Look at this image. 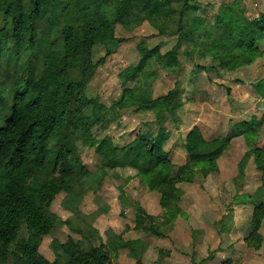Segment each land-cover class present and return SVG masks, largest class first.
<instances>
[{"label":"trees","instance_id":"trees-1","mask_svg":"<svg viewBox=\"0 0 264 264\" xmlns=\"http://www.w3.org/2000/svg\"><path fill=\"white\" fill-rule=\"evenodd\" d=\"M195 1L0 0V264H113L120 251H132L139 244L125 240L128 231L167 237L185 215L180 185L217 172L218 161L239 136L248 144L234 183L239 193L254 163L262 185L244 200L254 207L247 241L252 245L260 241L264 219L261 124L239 123L231 136L213 140L194 127L179 142L186 161L177 165L171 160L173 149L168 143L173 132L167 123L179 122L184 90L176 84L155 97L153 83L159 71L180 69L181 55L189 60L211 56L223 71L252 65L262 57L258 44L264 40V13L251 15L245 0H232L221 5L214 23L208 24ZM145 22L173 45L163 51L161 45L150 47L141 40L139 64L119 74L122 93L107 106L89 93L97 73L93 49L103 45L107 59L126 42L117 35L118 28L130 32ZM193 69L192 75L209 70L196 64ZM250 86L263 100L264 78ZM124 111H149L155 121L146 124L147 134L139 133L118 147L105 133ZM79 143L93 152L101 179L119 170L137 172L145 188L158 194L161 213L150 214L135 203L133 228L107 240L92 224L84 227L76 222L83 215L81 206L93 177L79 155ZM61 194L63 207L73 213L66 222L52 211ZM63 225L80 239L53 240L55 259L50 261L40 247Z\"/></svg>","mask_w":264,"mask_h":264},{"label":"rangeland","instance_id":"rangeland-1","mask_svg":"<svg viewBox=\"0 0 264 264\" xmlns=\"http://www.w3.org/2000/svg\"><path fill=\"white\" fill-rule=\"evenodd\" d=\"M231 1L196 0L195 4L199 14L211 24L221 5ZM245 1L249 14L264 13V0ZM117 35L126 38V42L118 45L107 59L103 45L93 49L97 73L89 93L99 97L107 106L122 93L119 74L128 66L139 64L141 56L137 46L141 40H145L150 47L161 45L163 51L173 45L169 38L159 37L148 22L130 32L118 28ZM258 46L262 57L252 65L233 71H223L219 62L211 56L199 58V55L194 60L181 55L180 69L159 71V77L153 83L155 97L166 94L176 84L184 90V107L178 115L179 122L167 123L173 132L168 148L173 149L171 160L174 164L181 165L186 161L179 142L194 127H199L207 140H213L231 136L239 123L261 124L259 145L264 147V99L258 98L250 86L264 78V40ZM195 64L210 71L192 75ZM228 88L231 89L230 94L227 93ZM153 121L155 116L152 112L124 111L123 117L113 121L105 135L112 137L116 146L124 147L139 133L147 134L146 124ZM246 140L239 136L231 141L230 148L218 161L217 172L195 183L180 185L184 193L180 207L185 215L178 218L167 237L157 238L128 231L125 240L138 241L139 244L132 251H120L113 264H201L209 257L212 258L204 264H264V219L259 231L260 241L254 242V245L247 241L252 232L254 207L244 200L253 196L262 185L254 163L250 164L244 187L239 193L234 183L238 162L247 150ZM78 149L93 177L88 182V192L81 206L83 215L76 222L84 227L92 224L100 237L107 240L111 234L119 236L127 228H133L135 203L142 205L150 214L161 213L158 194L145 188L137 179V172L119 170V175L115 173L101 179L93 152L84 149L80 143ZM64 197L61 194L56 198L52 211L66 222L73 218V213L63 207ZM69 237L80 239L68 226H60L53 235L44 239L40 253L53 261L52 241L65 242Z\"/></svg>","mask_w":264,"mask_h":264}]
</instances>
